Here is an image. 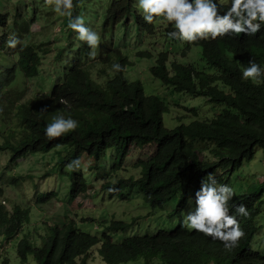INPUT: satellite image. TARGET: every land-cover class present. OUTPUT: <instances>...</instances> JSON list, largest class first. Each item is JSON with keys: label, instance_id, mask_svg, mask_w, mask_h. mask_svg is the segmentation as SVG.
<instances>
[{"label": "trees", "instance_id": "obj_1", "mask_svg": "<svg viewBox=\"0 0 264 264\" xmlns=\"http://www.w3.org/2000/svg\"><path fill=\"white\" fill-rule=\"evenodd\" d=\"M134 1L110 0L95 28L101 37L96 57L90 56V49L80 41L76 45L81 46H76L72 52L60 50L65 61L63 75L58 77L48 95L41 94L26 101L10 98L7 89L16 88L20 76L31 79L38 76L42 55L49 49L43 43L22 44L33 19L17 16L16 23L20 27L17 34L22 37L17 35L20 46L13 49L16 64L0 70V103L10 99L14 104L13 108L3 107L13 111L14 119L4 122L2 135L7 134V137L0 146V153L7 151L9 164H16L31 153L65 146L67 155L59 160L62 168L72 159L87 154L93 159L96 170H104L109 165L118 171L132 147L143 148L155 143L156 150L146 160L138 162L141 168L138 180H118L115 184L107 182L105 186L111 189L112 196L123 200L132 189L143 193L146 203L155 208L170 183L184 186V197L190 196L196 183L208 173L214 174L220 169L226 171L228 178L243 163L251 161L258 148L264 151V83L257 85L241 80V72L249 59L264 66V26L253 36L243 33L193 42L192 46L201 49L200 64L170 61L167 50L158 52L150 69L153 76L178 91L204 97L220 108L211 120L196 121L168 132L161 125L163 105L153 97H146L142 85L130 82L125 76L128 58L122 55L118 43L125 37L121 29L127 23L126 18L134 19L143 31L152 33L153 29L134 15ZM82 10L80 4L81 17L94 18L83 16ZM6 22L7 17L1 15L0 24ZM108 29L111 32L104 35ZM170 31L171 25L165 30L166 37ZM4 41L5 37L0 50L4 48ZM190 47L187 45L186 50H191ZM117 62L122 70L114 73L111 65ZM18 95L23 96V91L19 90ZM57 114L72 116L79 121V126L63 137L47 140L44 126ZM187 137L204 141L203 151L215 162H210V157L204 154L203 160L200 159L199 150L194 149L191 141H185ZM66 174L70 176L68 197L73 200L86 191L87 183L80 170ZM18 181L15 176L0 178V237L8 240L23 230L26 232L23 237L15 238L18 242L13 257L19 264H88L94 249L105 264H258L264 261L263 256L251 249L258 204L264 203L262 191L233 196L234 202L245 205L248 215L236 216L244 235L230 251L221 241L196 230L190 231L181 223L171 231L158 229L120 236L118 233H125L129 227L121 221L110 222L108 232L102 231L100 235L83 231L73 220L61 226L45 223L46 235L40 236L41 244L37 245L28 234L30 208L18 202L8 208L2 203L4 188L8 184L17 186ZM57 197L56 192L40 194L36 204L43 205ZM10 261L0 248V264H10Z\"/></svg>", "mask_w": 264, "mask_h": 264}, {"label": "rangeland", "instance_id": "obj_2", "mask_svg": "<svg viewBox=\"0 0 264 264\" xmlns=\"http://www.w3.org/2000/svg\"><path fill=\"white\" fill-rule=\"evenodd\" d=\"M109 2L110 0H83L82 15L94 17L92 20L84 19V23L95 30L98 14L103 17ZM17 12H20L24 18L33 19V23L30 25L31 32L23 37H27L34 44L40 42L47 44L51 42L53 45L52 52L48 46L49 51L44 53L49 54L43 57L41 61L38 77L33 79L20 77L16 88L7 89V92L11 93V95H8L10 98L18 97V99L23 98L28 100L29 98L41 95L47 90L50 92L51 88L57 82L56 79H52L62 71L61 63L54 62V55L58 56L59 52L57 45L66 48L65 45L69 43L70 46L67 52H72L76 46L79 47L81 45H76V43L72 44L74 41L78 42L75 32L67 27L68 24L65 23L66 18L64 20L66 26L61 30L60 27L63 17L53 12L50 6H46L44 0H0V15H6L8 17L7 27H5V30L0 27V32L10 33L13 21H19ZM78 12L80 13V6H78ZM160 24L156 26L155 37L152 38V43L157 40L158 36H161L165 32V24H168V22L164 21L160 22ZM110 32L111 29H108L104 35H108ZM10 34L16 35V33ZM18 35L22 37L20 33ZM131 43L133 42L131 41ZM125 45L126 48H124ZM160 46H163L164 50H167L168 53H180L184 47L183 44L174 41L164 42ZM120 47L123 54L128 56L130 61V64L126 66L125 70L129 81L139 82L143 86L145 95L156 96L166 104L167 112L163 115V125L165 128L171 130L179 124H188L195 120L194 115L189 112L192 108L197 109L198 118L201 120L202 118L211 119L220 110L218 107L208 105L206 99L202 97H187L184 94L175 92L172 87H168L153 78L149 72V68L153 64L158 48L149 46V42L144 46L138 43L135 46L131 44H120ZM144 47H150V53L153 54L152 58H142L135 55L138 49ZM2 51L0 53V69L15 65V58L12 55L13 48ZM200 51L201 49L199 47H194L190 52L186 53L188 56L182 62L200 64ZM194 53H196V58L194 57ZM20 74L18 72V75ZM93 77L95 78L94 75ZM49 78L52 80L48 82ZM53 81L55 82L50 84ZM21 89H24L23 96L18 95ZM0 106H6L5 102L0 103ZM12 118V114H8L4 120L8 123ZM2 126L3 124L0 123V128ZM3 141L4 139L1 138L0 142ZM64 149L67 148L58 146L51 151L34 152L20 159L16 164H9V156L0 154V178H3L4 174H7L8 177H14L13 175L16 174L25 180L16 187L15 185L8 184L4 188L2 203L8 208H11L15 202H18V205L24 208H30L31 224L29 225L30 232L27 233L37 245L41 244L39 238L42 235L44 236V234L46 235L47 225L61 226L68 220H73L80 229L90 232L92 235H100L102 231L108 232L103 225V219H106L108 222L122 220L130 223L132 227L127 231L126 235L133 234V231L143 233L155 231L157 228L167 231L173 229V220L163 218L162 216L175 208L178 203L177 199L170 201L160 209H153L148 206L144 202L142 194L139 192H131L132 194L128 200L120 201L119 198L110 199L107 192L102 190L104 181L99 183L106 175L103 173L100 175L89 174L86 169H83L84 166H81V168L87 176V184L88 186L94 184V186L88 189L89 194H81L76 199L69 201L70 176L69 174H61V170L65 169L69 173L70 171L66 167L62 168L57 165V160L63 155ZM148 155L149 152L144 148L133 149L127 157L128 159L124 163V167L117 173L116 177L112 178L111 182H115L118 177L129 178L133 176L135 179L139 178L140 168L136 165ZM59 175L61 176L60 178L58 177ZM113 176L115 174L111 177ZM215 176L220 179L222 178V180L215 179L223 184L222 173H217ZM95 180H98V183H95ZM226 182L229 186L233 187L234 195L262 191L264 196V151L258 148L253 159L243 163L239 170L235 171L232 176L226 178ZM49 191H58L59 199L51 200L44 205H31V203H35L36 195ZM93 191H95V195H93ZM193 205L194 202L192 204L188 203L185 212L187 213L191 210ZM133 218L135 219L133 220ZM173 219L175 222L178 221V218ZM260 224L263 226L260 227ZM256 225L259 227L257 243L261 245L256 246L254 238L251 246L255 251L261 252L264 256V204L260 215L256 218ZM259 232H262L260 236ZM25 233L23 230L15 238L23 237ZM15 238L12 237L11 239L3 240L0 237L1 252L10 257V264H19V260L17 261L13 257L18 242ZM87 263L105 264L95 249L91 251ZM258 264H264V261Z\"/></svg>", "mask_w": 264, "mask_h": 264}, {"label": "clouds", "instance_id": "obj_3", "mask_svg": "<svg viewBox=\"0 0 264 264\" xmlns=\"http://www.w3.org/2000/svg\"><path fill=\"white\" fill-rule=\"evenodd\" d=\"M82 1L83 0H44V4L46 6H50L53 12L63 17L61 21V27H60L61 30L63 29V27L66 26L65 23H67L68 24L67 27L72 29L75 32L78 41H82L88 46V48L90 49L88 54L92 57H96L97 48L101 42V37H100V34L96 31V29L93 30L92 28L87 26L84 23V18L80 16V13L78 12V6H80V4L82 5ZM133 4H134V9H133L134 15L138 16L139 19L144 23L146 27L149 25H152L153 26L152 33L143 31L134 19H132L131 17H127L126 18L127 23H125V26L123 27V29H121V31L124 32L125 37L122 41L118 43V46L121 50L122 55L124 54L122 52L120 44H131L132 46L133 45L135 46L136 44L141 43L144 46L147 42H149V46L158 48L156 51L157 53L154 57L153 64L149 68V72L151 76L155 79L157 78L153 76L150 69L153 67L155 63L156 56L157 54H159L158 52L161 50H164L163 46H160V44L164 42L172 41L171 38L174 39V42H179L183 44L184 47L182 51H180V53H177V52L169 53L168 55L169 60L172 61V59H174L175 61L181 63L185 58H187L188 55L186 53L190 52L195 47V46H192L193 42H197L199 40H208V39L214 40L217 37H225L226 35L229 37L240 36L243 33L247 36H253L255 35V33H257V31L261 28L262 25L264 26V0H135ZM73 13H74V17L72 16ZM18 15H22V14L20 12H17V16ZM2 16H6V15H2ZM65 18H66V22L64 23ZM100 20H101V16L100 14H98V18L96 21V27L98 23L100 22ZM7 21H8V17H7ZM164 21L168 22V24H165L166 25L165 30L169 25L172 26V31L168 32L169 37H166V34L164 32L161 36L157 37V40L155 42L152 43V38L155 37L156 26L161 25L160 22H164ZM0 27L4 28L5 30V27H7V22L4 25L0 24ZM19 28L20 27L17 26L16 21H13V25L11 26L10 33H16V35L10 34V33L9 35L8 32L6 33L0 32V43L2 41V38L5 37V41L3 43L4 48L0 50V53L3 52L2 50L6 51L9 48L14 49L17 46H20V45H17L19 43V37H17ZM29 32H31V27L29 29ZM115 35L118 36V32H116ZM29 41L30 39L28 40L27 37H24V39L22 40V44L28 43ZM63 41L65 42L64 39ZM131 41L133 43H131ZM40 43H43L47 49H49L48 48L49 46L52 52L53 45L51 44V42L47 44H45L44 42H40ZM73 43L77 44L79 42L74 41ZM187 45H191L190 47L191 50L189 51L186 50ZM69 46H70L69 43L65 45L66 48L64 47L62 48L57 45V47L59 48V52H58V56L54 55V62L61 63L62 71L59 75L52 78V79H56V81L59 76L63 75L64 67H65V61L63 60L64 57L62 58L60 54V50L64 49L65 52H67ZM124 48H126V45L124 46ZM150 52H151L150 47H144V48L138 49L135 55H138L142 58H145V57L152 58L153 54ZM48 54L49 53L43 54L42 59ZM185 55L187 56L185 57ZM178 56L180 57L179 59H178ZM126 57L128 58V56ZM194 57L196 58V53H194ZM15 64H16V59H15ZM129 64H130V61L128 58V65ZM40 65H41V62H40ZM126 66H124L125 70H126ZM111 68L112 70H114V73L122 70V66L118 62L113 63L111 65ZM38 75H39V71H38ZM20 77L22 78L23 76H20ZM52 79L49 78L48 82L51 81ZM95 79H96V76H95ZM127 80H129L128 77H127ZM241 80L249 81L257 85L264 83V66H261L254 60L249 59L248 65L244 67L241 72ZM54 82L55 81L50 82V84H53ZM18 83L17 85H15V87L18 86ZM161 83L168 87H172L175 92L184 94L187 97L198 98L196 96L189 95L184 92L178 91L172 85H169L163 82ZM20 91H23L24 93V89H21ZM49 93L50 92L47 90L46 92L42 94L48 95ZM143 93H144V89H143ZM9 95H11V93ZM145 96L153 97L157 99L163 105L164 109H163V112L161 113V125L165 131L172 132L180 127H185L186 125H189L196 121L203 122V121L211 120V119H205V118H202V120L199 119L198 114H197V109L192 108L189 110V112H191L194 115V117L196 118L195 120L191 121L188 124H179L175 128L169 130L165 128L163 125V115L167 112L166 104L163 101H161L159 98H157L156 96H147V95ZM30 99L32 98H29L28 100ZM24 100L26 101V99ZM10 102H12L10 99H6L5 105L7 107L11 106L13 108L14 104L13 102L10 104ZM206 103L212 107H215L212 104H210L207 101V99H206ZM8 114H12L13 116V111L9 109H4L3 107L0 108V123H2L3 126L5 125L4 122L7 123V121H5L4 119L7 117ZM12 119H14V116ZM12 119L9 120L8 123H10ZM3 126L0 128V140L2 137L4 141L0 142V146L4 144L5 138L7 137V134L4 136L2 135ZM78 126H79V121L74 119L72 116L69 115L66 117L63 114H57L51 118L50 122L45 124L44 129H43V134L47 140H52L54 138H60V137L65 136L66 134L76 130ZM185 141L187 142L191 141L193 145L195 146L194 149L199 150L198 154L200 156V159H202V154H204L205 156H209V154L206 151H203V148H205L204 141H194L193 139H189L188 137L185 138ZM143 148L149 152V155L144 159L146 160L151 155V153L154 150H156L157 145L155 143H150V144L145 145V147ZM143 148H133L132 147V150L133 149H143ZM67 149H64L65 151L61 157L67 155ZM132 150L129 151L128 156L130 155ZM0 154L8 155L10 158V155L7 153V151L0 153ZM128 156L124 158L123 163L127 161ZM60 158L57 160V165H59ZM212 159L213 158L210 157V162H215ZM8 163H9V159H8ZM81 166H84L83 169H86V171L89 174L100 175L103 173L106 175L105 178L102 179V181H100L99 183H102L104 181L102 185V190L107 192L110 199H113V198L116 199L119 197L112 196L110 194L111 189L109 191L105 187L106 184H109V183L115 184L118 180L127 181L130 178H133V176L129 178L118 177L115 182H111L112 178L116 177L117 173L122 170V168L124 167V164L122 168H120L118 171H114L109 165H107V167L104 170H96L93 159H91L87 154H83L80 157V159L79 157H76L72 159L71 161H69L66 165V168L69 171L80 170V173L85 178L86 183H87V176L83 172ZM136 166L140 168L139 163ZM66 173L68 172L65 169L61 170V174H66ZM217 173H222L223 180H224L223 184L219 183L215 179L217 178L219 180H222V178L220 179L217 176H215ZM114 174L115 176L111 177ZM226 174H227L226 171H221L220 169H218L214 174L208 173L205 178L203 177L201 179L199 184L196 183L195 189H193L192 190L193 192H191V195L190 196L187 195V197H184V193H183L184 186L178 183H170L166 187V192L163 195L162 199L160 200V203L156 205L155 208L147 204L143 193L141 194L143 196L144 202L153 209L163 208V206L169 203L170 201L177 199L178 203L175 206V208L168 211L165 215L162 216L163 218L173 220L174 222L173 229L176 228L179 223H181L182 226H185L190 231L196 230V232L201 233L206 237H211L213 240L221 241L223 243V247L226 250L230 251L232 248L236 246L239 239L244 235L243 229L240 227V224L238 220L236 219V216L243 215L246 217L248 215V211L243 203H236L232 200L233 196H237V195H234L235 193H234L233 187L227 184ZM60 175L58 176L59 178L61 177ZM3 176H8V175L4 174ZM13 176L19 178L18 184L19 183L21 184L25 181L23 177L17 176L16 174H14ZM140 176H141V168H140L139 177ZM133 179L138 180L139 178L137 179L133 178ZM94 182L98 183V180H95ZM93 186L94 184H91L90 186H88L87 184L86 191L81 194L82 195L85 193L89 194L90 192L88 189ZM50 192H56L58 196V191L43 192V193H39L38 195L47 194ZM94 192L95 191H93V195H95ZM131 192H133V189L131 191H128L127 193L128 195L126 199L124 200H128L130 198L132 194ZM38 195H36L35 203L34 204L31 203V205H38L36 204V199ZM241 195H244V194H241ZM57 199H59V197H57ZM119 199L120 201L123 200L121 198ZM69 201H72V200L69 199ZM193 202H194V205L192 206L191 210H189L186 213L185 211H186L188 203L192 204ZM262 202H264L263 194H262ZM258 205H259V208H258L259 211L257 213L256 218L260 215V212L263 206V205H260V203ZM173 218H178V221L175 222ZM256 218L254 220L256 232L251 240V245L255 238V245L259 246L261 244L257 243V240H258L257 235H258L259 227L256 225ZM134 219L135 218H133V220ZM117 221L124 222L122 220H117ZM103 222H104L103 225L105 226V228H107L110 222H116V221L108 222L106 219H103ZM124 223H127V222H124ZM127 224L129 226L128 229L126 230L125 233H122V232L118 233L120 234V236H123V235L127 236L126 235L127 231H129L132 227L130 223H127ZM259 226L262 227L263 225L260 224ZM157 230L158 228L155 231ZM155 231H149V233L155 232ZM261 233L262 232H259V236ZM134 234L138 235L141 233L133 231V234H128V235H134ZM251 249L255 251L252 248V246H251ZM255 252H258L261 256H263L261 252L259 251H255Z\"/></svg>", "mask_w": 264, "mask_h": 264}]
</instances>
